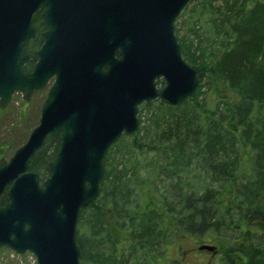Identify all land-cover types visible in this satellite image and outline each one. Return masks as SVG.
Wrapping results in <instances>:
<instances>
[{
    "label": "trees",
    "instance_id": "16d2710c",
    "mask_svg": "<svg viewBox=\"0 0 264 264\" xmlns=\"http://www.w3.org/2000/svg\"><path fill=\"white\" fill-rule=\"evenodd\" d=\"M175 34L197 88L176 105L142 102L138 128L109 147L99 193L79 212L80 260L181 264L178 240L193 236L218 245L208 264H262L264 0H189ZM58 145L48 136L31 161L41 179Z\"/></svg>",
    "mask_w": 264,
    "mask_h": 264
},
{
    "label": "water",
    "instance_id": "95a60500",
    "mask_svg": "<svg viewBox=\"0 0 264 264\" xmlns=\"http://www.w3.org/2000/svg\"><path fill=\"white\" fill-rule=\"evenodd\" d=\"M188 2L0 0V107L15 92L28 100L51 82L37 125L0 157V247L30 252L37 264H90L80 260L76 225L99 193L109 147L138 128L142 102L176 105L197 88L175 34ZM40 6L42 43L26 70L24 46L35 36L31 17ZM51 135L59 145L41 179L29 165Z\"/></svg>",
    "mask_w": 264,
    "mask_h": 264
},
{
    "label": "rangeland",
    "instance_id": "374dc122",
    "mask_svg": "<svg viewBox=\"0 0 264 264\" xmlns=\"http://www.w3.org/2000/svg\"><path fill=\"white\" fill-rule=\"evenodd\" d=\"M220 1L216 0L217 3ZM183 19L184 16L180 20ZM178 27L179 34L183 35L185 28ZM50 83L45 88L34 92L28 100H24L20 92H15L8 104L3 108L0 107V145L5 147L2 157L8 158L25 142L33 127L37 125L40 108ZM178 242H180L183 253L181 264H208L214 259V253L198 249V242L193 236L183 237ZM0 264L37 263L35 256L30 252L17 254L8 247H0Z\"/></svg>",
    "mask_w": 264,
    "mask_h": 264
},
{
    "label": "flooded vegetation",
    "instance_id": "af4514ba",
    "mask_svg": "<svg viewBox=\"0 0 264 264\" xmlns=\"http://www.w3.org/2000/svg\"><path fill=\"white\" fill-rule=\"evenodd\" d=\"M43 12V8L40 6L38 9H36L32 13L31 17V23L32 26L35 29V36L30 38L26 43H25V51L27 53H30L31 56L27 62H32V64L35 61V57L33 55V52L40 46L42 43V38L40 36L41 32L45 29L44 25L41 23V13ZM48 90V89H47ZM58 136V135H54ZM59 137V136H58ZM48 138V137H47ZM46 138V140H47Z\"/></svg>",
    "mask_w": 264,
    "mask_h": 264
}]
</instances>
